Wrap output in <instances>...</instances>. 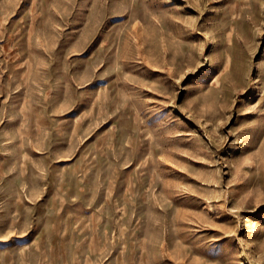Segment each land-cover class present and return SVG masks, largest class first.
<instances>
[{
  "label": "rangeland",
  "instance_id": "374dc122",
  "mask_svg": "<svg viewBox=\"0 0 264 264\" xmlns=\"http://www.w3.org/2000/svg\"><path fill=\"white\" fill-rule=\"evenodd\" d=\"M0 264H264V0H0Z\"/></svg>",
  "mask_w": 264,
  "mask_h": 264
}]
</instances>
